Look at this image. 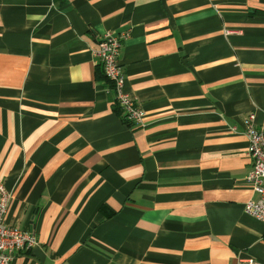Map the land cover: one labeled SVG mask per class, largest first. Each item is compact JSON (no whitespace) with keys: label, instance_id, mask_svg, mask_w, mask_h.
I'll list each match as a JSON object with an SVG mask.
<instances>
[{"label":"crops","instance_id":"crops-1","mask_svg":"<svg viewBox=\"0 0 264 264\" xmlns=\"http://www.w3.org/2000/svg\"><path fill=\"white\" fill-rule=\"evenodd\" d=\"M249 113L264 130V0H0V184L35 236L13 264H264Z\"/></svg>","mask_w":264,"mask_h":264},{"label":"built area","instance_id":"built-area-1","mask_svg":"<svg viewBox=\"0 0 264 264\" xmlns=\"http://www.w3.org/2000/svg\"><path fill=\"white\" fill-rule=\"evenodd\" d=\"M127 34L106 31L94 52L99 59L104 75L110 80L115 98L125 119L139 123L144 114L135 99L125 92V79L120 69V53ZM245 134L248 138V156L252 169L246 180L251 189L258 195L257 200L245 203V213L264 224V130H259L255 123V113H249L244 119ZM10 193L0 184V264H13L17 251L30 250L35 244V236L27 230H17L7 224V213ZM249 264H258L248 261Z\"/></svg>","mask_w":264,"mask_h":264},{"label":"trees","instance_id":"trees-1","mask_svg":"<svg viewBox=\"0 0 264 264\" xmlns=\"http://www.w3.org/2000/svg\"><path fill=\"white\" fill-rule=\"evenodd\" d=\"M101 76H102L104 79H106V81H107L108 83L111 84L110 80L104 75L103 70H102V67L99 65L98 78H101ZM115 110H116L117 114L121 116L123 122L126 123L128 126L132 127L133 123L128 122V121L125 119V116L123 115L122 110H121V108L119 107V105H118V103H117L116 100H115Z\"/></svg>","mask_w":264,"mask_h":264}]
</instances>
